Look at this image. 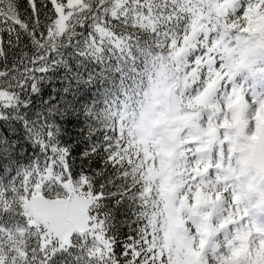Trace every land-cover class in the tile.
<instances>
[{
  "label": "snow or ice",
  "instance_id": "obj_1",
  "mask_svg": "<svg viewBox=\"0 0 264 264\" xmlns=\"http://www.w3.org/2000/svg\"><path fill=\"white\" fill-rule=\"evenodd\" d=\"M78 29L75 58L121 76L84 109L104 167L74 173L50 112L44 160L0 179V264H51L74 236L85 264H264V0H0V119L69 68L53 53ZM108 197L136 206L119 256Z\"/></svg>",
  "mask_w": 264,
  "mask_h": 264
},
{
  "label": "trees",
  "instance_id": "obj_2",
  "mask_svg": "<svg viewBox=\"0 0 264 264\" xmlns=\"http://www.w3.org/2000/svg\"><path fill=\"white\" fill-rule=\"evenodd\" d=\"M20 2L22 4L23 0ZM77 31L81 34L53 53L54 58L66 59L69 68L60 66L48 73V78L39 86V92L29 91L21 96L27 107L21 104L19 108L7 109V118L0 119V179L5 183L18 171L37 160H44L45 155L36 142V137L40 135L41 125L50 112L60 128L57 142L61 147L69 149V163L74 173L91 174L104 167L102 157L85 160L83 156L92 145L102 141L99 133L89 137V128L99 127L100 123L86 119L84 109L94 106L102 115L105 103L121 94V76L116 72H109L95 61L82 62L75 58V45L78 41L82 42L86 35L85 29ZM145 39L146 37H142L141 42ZM117 199L108 197L104 201V211L110 213V225L113 227L109 234L116 238V253L119 256L127 237L135 234L137 224L136 206L127 199L118 204ZM79 242L80 237L74 236L73 243L77 246L58 253L51 264H85L87 258L80 250ZM77 257L80 259L77 260Z\"/></svg>",
  "mask_w": 264,
  "mask_h": 264
},
{
  "label": "clouds",
  "instance_id": "obj_3",
  "mask_svg": "<svg viewBox=\"0 0 264 264\" xmlns=\"http://www.w3.org/2000/svg\"><path fill=\"white\" fill-rule=\"evenodd\" d=\"M154 79H155V77H154ZM149 88H150V84H149L148 78L145 77L144 83H143V86H142V89L148 90ZM139 99L143 103L151 104L152 103V94H151V91L149 90V95L147 97H145L143 95V90H142ZM167 100H168L169 103H171L173 105H177V98L176 97H174V96L173 97H169V98H167Z\"/></svg>",
  "mask_w": 264,
  "mask_h": 264
}]
</instances>
